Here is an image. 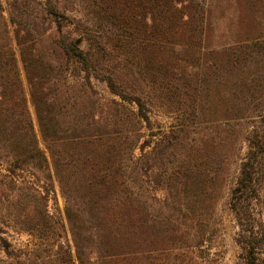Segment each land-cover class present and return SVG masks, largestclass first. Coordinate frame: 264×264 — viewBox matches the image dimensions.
I'll return each mask as SVG.
<instances>
[{"label":"rangeland","instance_id":"rangeland-1","mask_svg":"<svg viewBox=\"0 0 264 264\" xmlns=\"http://www.w3.org/2000/svg\"><path fill=\"white\" fill-rule=\"evenodd\" d=\"M195 2L203 8L202 46L195 53L199 65L187 70L190 81L182 96L166 86L148 87L115 69L118 83L146 102L148 121L136 106L112 96L104 82L91 76L87 83L76 67L71 65L65 78L67 105L75 109L76 121L85 110L94 116L95 128L109 123L124 138L116 146L123 153L125 188L147 213L143 255L138 256L142 264H247L244 231L260 229L256 203L236 215L229 199L247 151L246 137L252 129L264 128V0ZM0 7V31L16 53L36 138L46 152L13 41L7 0H0ZM102 35L110 43L112 35ZM111 68L98 66L101 73ZM2 154L0 191L6 194L0 192V264H63L68 246L75 252L73 241L86 238L77 185L60 180L69 175L67 165L55 174L46 152L52 189L42 170L29 167L13 178ZM177 172L188 176L186 188L171 187ZM25 204L45 212L40 226L28 232L16 217ZM259 248L258 264H264V242Z\"/></svg>","mask_w":264,"mask_h":264},{"label":"trees","instance_id":"trees-1","mask_svg":"<svg viewBox=\"0 0 264 264\" xmlns=\"http://www.w3.org/2000/svg\"><path fill=\"white\" fill-rule=\"evenodd\" d=\"M7 13L40 141L55 174L67 165L69 175L60 178L61 183L74 181L83 207L80 219L86 238L81 243L73 241L75 252L68 246L62 263L142 264L138 256L143 252L147 213L125 188L123 153L116 146L124 138L109 123L95 128L94 116L85 110L76 121L75 109L67 105L65 78L70 66L76 67L86 74L87 83L91 76L104 82L112 96L136 106L139 116L148 121L146 102L118 83L115 69L135 75L148 87L166 86L182 96L189 86L188 68L199 65L195 53L202 46L203 8L195 0H7ZM103 32L112 35L110 43L103 39ZM103 64L114 68L101 73L98 66ZM63 117L73 119L64 122ZM246 141L229 205L236 215L249 204L260 207L259 231H244L243 240L246 263L258 264L264 242V128L249 131ZM1 151L13 178L29 167L42 170L53 189L46 152L39 146L28 111L17 56L5 31H0ZM187 181V175L177 172L171 187L186 188ZM19 210L16 217L27 232L37 229L45 216L36 206L25 204Z\"/></svg>","mask_w":264,"mask_h":264}]
</instances>
